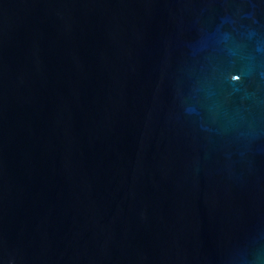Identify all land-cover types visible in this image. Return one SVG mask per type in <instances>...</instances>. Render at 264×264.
<instances>
[{
	"label": "water",
	"instance_id": "water-1",
	"mask_svg": "<svg viewBox=\"0 0 264 264\" xmlns=\"http://www.w3.org/2000/svg\"><path fill=\"white\" fill-rule=\"evenodd\" d=\"M0 264H264V0H0Z\"/></svg>",
	"mask_w": 264,
	"mask_h": 264
}]
</instances>
